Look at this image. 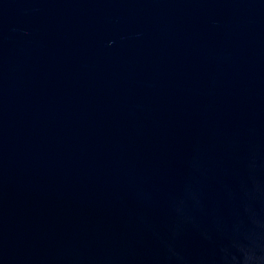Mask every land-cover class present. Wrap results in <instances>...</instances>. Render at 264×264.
Instances as JSON below:
<instances>
[{"label":"water","instance_id":"water-1","mask_svg":"<svg viewBox=\"0 0 264 264\" xmlns=\"http://www.w3.org/2000/svg\"><path fill=\"white\" fill-rule=\"evenodd\" d=\"M0 264H264V0H0Z\"/></svg>","mask_w":264,"mask_h":264}]
</instances>
